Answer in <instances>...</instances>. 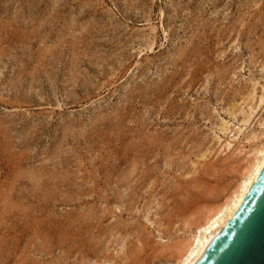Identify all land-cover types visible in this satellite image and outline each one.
Returning a JSON list of instances; mask_svg holds the SVG:
<instances>
[{
	"label": "rangeland",
	"instance_id": "obj_1",
	"mask_svg": "<svg viewBox=\"0 0 264 264\" xmlns=\"http://www.w3.org/2000/svg\"><path fill=\"white\" fill-rule=\"evenodd\" d=\"M262 99L264 0H0V264H176Z\"/></svg>",
	"mask_w": 264,
	"mask_h": 264
},
{
	"label": "water",
	"instance_id": "obj_2",
	"mask_svg": "<svg viewBox=\"0 0 264 264\" xmlns=\"http://www.w3.org/2000/svg\"><path fill=\"white\" fill-rule=\"evenodd\" d=\"M196 264H264V170Z\"/></svg>",
	"mask_w": 264,
	"mask_h": 264
},
{
	"label": "bare ground",
	"instance_id": "obj_3",
	"mask_svg": "<svg viewBox=\"0 0 264 264\" xmlns=\"http://www.w3.org/2000/svg\"><path fill=\"white\" fill-rule=\"evenodd\" d=\"M261 103H264V99H262ZM263 170L264 146L256 150L253 161L249 168L244 171L241 183L237 190L231 194L230 198L218 209L205 211L207 213L205 219L202 223L195 225L196 232L188 247L186 246V251L182 256L180 255V259L176 264H196L198 262L211 242L232 220Z\"/></svg>",
	"mask_w": 264,
	"mask_h": 264
}]
</instances>
